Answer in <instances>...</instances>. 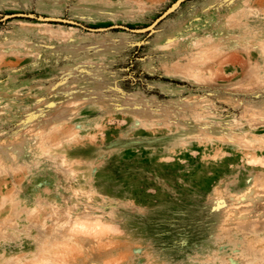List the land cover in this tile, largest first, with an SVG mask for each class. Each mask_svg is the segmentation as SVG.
<instances>
[{"label": "rangeland", "instance_id": "1", "mask_svg": "<svg viewBox=\"0 0 264 264\" xmlns=\"http://www.w3.org/2000/svg\"><path fill=\"white\" fill-rule=\"evenodd\" d=\"M6 259L264 264V0H0Z\"/></svg>", "mask_w": 264, "mask_h": 264}, {"label": "bare ground", "instance_id": "2", "mask_svg": "<svg viewBox=\"0 0 264 264\" xmlns=\"http://www.w3.org/2000/svg\"><path fill=\"white\" fill-rule=\"evenodd\" d=\"M256 191H257V188L256 187H253L252 189H251V194H256ZM43 242H42V240L41 241H39L38 243H37V246H38V252H42V250H44L43 249V244H42ZM45 247V246H44ZM4 264H15V262H14V260L13 259H6L5 260V263Z\"/></svg>", "mask_w": 264, "mask_h": 264}, {"label": "crops", "instance_id": "3", "mask_svg": "<svg viewBox=\"0 0 264 264\" xmlns=\"http://www.w3.org/2000/svg\"><path fill=\"white\" fill-rule=\"evenodd\" d=\"M238 241V240H237Z\"/></svg>", "mask_w": 264, "mask_h": 264}]
</instances>
